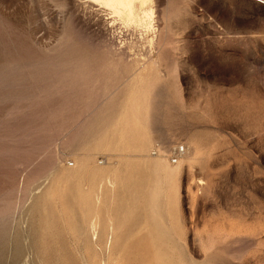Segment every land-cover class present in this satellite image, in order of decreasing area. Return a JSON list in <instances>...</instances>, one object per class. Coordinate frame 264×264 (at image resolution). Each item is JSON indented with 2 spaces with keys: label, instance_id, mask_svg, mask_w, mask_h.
Segmentation results:
<instances>
[{
  "label": "rangeland",
  "instance_id": "obj_1",
  "mask_svg": "<svg viewBox=\"0 0 264 264\" xmlns=\"http://www.w3.org/2000/svg\"><path fill=\"white\" fill-rule=\"evenodd\" d=\"M75 1L0 0V264H264V0Z\"/></svg>",
  "mask_w": 264,
  "mask_h": 264
},
{
  "label": "bare ground",
  "instance_id": "obj_2",
  "mask_svg": "<svg viewBox=\"0 0 264 264\" xmlns=\"http://www.w3.org/2000/svg\"><path fill=\"white\" fill-rule=\"evenodd\" d=\"M83 2L91 3L92 10L96 14L101 12L103 16H106L105 25L118 26V28L121 30L120 33L127 31H132L134 33L137 31L140 34L145 35L144 37L147 38H145L147 40L145 41L148 42L147 45L150 49V53L157 51L161 42V32H158V20L161 17V9L159 6L162 5V0H85ZM137 32H135V35ZM148 50L147 53L149 52ZM141 56L142 59L146 58L144 55H140V57ZM134 64L136 65V63ZM184 147H187V150L183 155L184 157H182L186 158L189 162L194 161L195 153L191 142H187L186 146L184 145ZM165 172H172V169L165 167Z\"/></svg>",
  "mask_w": 264,
  "mask_h": 264
},
{
  "label": "built area",
  "instance_id": "obj_3",
  "mask_svg": "<svg viewBox=\"0 0 264 264\" xmlns=\"http://www.w3.org/2000/svg\"><path fill=\"white\" fill-rule=\"evenodd\" d=\"M162 148H161V145L159 144V143H156L154 146H153V153L154 154H158V155H161V154H163V155H167L168 157H170L171 158V160L173 161V162H177L178 161V159L180 158V157H182L183 155H184V153H185V151H186V148L184 147V145H182V144H175L172 148H171V150L169 151V152H164V151H162L161 150ZM165 155V156H166Z\"/></svg>",
  "mask_w": 264,
  "mask_h": 264
}]
</instances>
